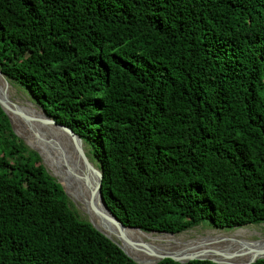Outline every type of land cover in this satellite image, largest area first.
I'll return each mask as SVG.
<instances>
[{
	"label": "trees",
	"instance_id": "obj_1",
	"mask_svg": "<svg viewBox=\"0 0 264 264\" xmlns=\"http://www.w3.org/2000/svg\"><path fill=\"white\" fill-rule=\"evenodd\" d=\"M0 71L89 146L124 225L264 223V0H0ZM0 264H138L1 107Z\"/></svg>",
	"mask_w": 264,
	"mask_h": 264
},
{
	"label": "bare ground",
	"instance_id": "obj_2",
	"mask_svg": "<svg viewBox=\"0 0 264 264\" xmlns=\"http://www.w3.org/2000/svg\"><path fill=\"white\" fill-rule=\"evenodd\" d=\"M3 79L0 75V96L6 101L4 109L9 117L12 116L30 134L46 156L56 162L61 178L60 181L65 190L78 202L90 220L109 236L114 234L123 235L130 243L127 242L129 247L139 254L141 260L135 257L136 259L147 262L153 260L156 254L183 252L187 255L180 259L190 256H202L214 258L229 264H241L252 258L255 254L262 253L258 252L260 249L264 250V245H255L247 248L234 246L235 249H226L216 242H214L216 243L214 247L211 243L205 242L208 239L204 238L202 240L184 242L182 241L183 239L180 240V238L170 234L153 236L152 232L146 233L137 229L128 228L121 230L116 224L106 220L101 213L102 206L95 190L97 178L94 167L84 158H80L74 150L70 149L67 143H64L61 147L57 144L53 146L44 137V131H41L47 129L51 133L50 128L46 126L47 123L43 120V116L38 114L37 110L32 106L25 108L22 105H18L15 100H12L9 95V84ZM232 236L240 238L238 234ZM215 237L218 238V236ZM128 254L134 257L129 252Z\"/></svg>",
	"mask_w": 264,
	"mask_h": 264
},
{
	"label": "rangeland",
	"instance_id": "obj_3",
	"mask_svg": "<svg viewBox=\"0 0 264 264\" xmlns=\"http://www.w3.org/2000/svg\"><path fill=\"white\" fill-rule=\"evenodd\" d=\"M3 80L9 84V95L12 100H15V102H17L18 105H22L25 108L26 107L30 108L32 106L35 110H37L38 114L43 115L41 108L32 100V98L29 96V94L24 89H22L18 85H15L9 82L8 80H5V79ZM10 118H11L12 127L15 133L18 136H20V138L24 141V143L30 149H33L34 151H38L40 153V157L42 159V162L47 172L61 183L60 181L61 178L58 173L56 162L46 156V154L37 145V143L30 136V134H28L25 131V129L21 127L12 116H10ZM46 126L50 128L51 133L47 131V129H43L41 131L42 132L44 131L43 132L45 134L44 137L47 138V140L51 142L53 146H56L55 144H57L59 145V147H61L63 146L64 143H67L70 149L74 150L80 158H84V157L82 156V153L79 150H81L83 154H85L87 159L85 158L84 159L89 164H91L94 167V169L98 168L99 162H98L96 155H93L92 153H90L89 146H87L81 138L74 137L72 134H70L69 132L63 129H60L56 125L47 124ZM68 198L71 204L73 205L74 209L77 211L79 217L89 221L90 220L89 216L82 210L78 202L73 197H71L69 194H68ZM146 233H151V232H146ZM151 234L153 236H156V235H161L163 233L152 232ZM236 234H238L240 238H235V236H232ZM115 235L116 234L110 237H112L113 239L119 242V240L116 238L117 235L116 236ZM174 235L180 238V240L183 239L182 241L184 242L197 241V240H202L204 238V239H208L205 242L211 243V245H213L214 247L216 243H219L226 249L228 248L235 249V247L247 248V247H252L255 245H264V223L249 224V225L236 227L232 229L216 228L214 226L209 225L208 223H201L199 225L188 228L184 231L175 233ZM215 236H218V238H216ZM220 236L221 237L224 236V237L221 238ZM123 240L125 239L123 238ZM124 247L130 254L140 259L139 254L135 253V250L130 248L127 242H124Z\"/></svg>",
	"mask_w": 264,
	"mask_h": 264
},
{
	"label": "water",
	"instance_id": "obj_4",
	"mask_svg": "<svg viewBox=\"0 0 264 264\" xmlns=\"http://www.w3.org/2000/svg\"><path fill=\"white\" fill-rule=\"evenodd\" d=\"M0 75L6 80V78L3 76V74L1 73L0 71ZM4 103H6V101L4 100V98H2L0 96V107L2 108V110L4 111V113L7 115L10 123H11V126H12V122H11V118L9 117V115L7 114L6 110L4 109ZM42 110V109H41ZM42 116H43V120L47 123V124H53V125H56L58 126L60 129H63L67 132H69L70 134H72L74 137H77V138H80L78 135H76L75 133H73L71 130H69L68 128L60 125V124H57L53 119H51L50 117H48L44 111L42 110ZM13 128V127H12ZM14 130V129H13ZM81 153H82V156L87 159V157L85 156V154H83V152L81 150H79ZM39 155L40 153L38 151H36ZM94 172H95V176L97 178V182H96V185H95V190L97 192V195H98V198H99V202L102 206V209H101V213L102 215L106 218V220H109L111 222H113L114 224H116V226H118V228H121V230L123 229H137L139 231H141L139 228H136V227H130V226H126L124 225L120 219L110 210V208L107 206L106 202L104 201V198H103V195H102V170L101 168H95L94 169ZM59 182V181H58ZM60 183V182H59ZM63 190L65 191V193L67 194V191L65 190V187L63 186L62 183H60ZM68 196V194H67ZM89 222L99 231L101 232L102 234H104L107 238H109L110 240H112L114 243H116L120 248L121 250L129 257L131 258L133 261H135L136 263L138 264H157L158 262H160L161 260H163L164 258H170L174 261H177V262H180V263H186L190 260H209V261H212L214 263H217V264H229V263H225L223 261H220V260H217V259H214V258H210V257H202V256H190V257H187L185 259H180L181 257L187 255V254H184L183 252H171V253H161V254H156L154 255V259L151 260V261H147V262H143V261H140L138 259H136L135 257H132L131 255L128 254V252L126 251L125 247H124V242H128L127 239H125V237H123V235H118L116 234V238L119 240V242L115 239H113L112 237H110L106 232L102 231L101 229H99L91 220H89ZM122 233H124L123 231H121ZM144 232V231H142ZM152 232H155V233H158L157 231H152ZM163 234H170V235H174V233H163ZM123 238L125 240H123ZM129 243V242H128ZM130 244V243H129ZM258 252H262V253H258V254H255L252 258H250L249 260H247L246 262L244 263H241V264H252L254 263L255 261H257L258 259H264V250L263 249H260Z\"/></svg>",
	"mask_w": 264,
	"mask_h": 264
}]
</instances>
